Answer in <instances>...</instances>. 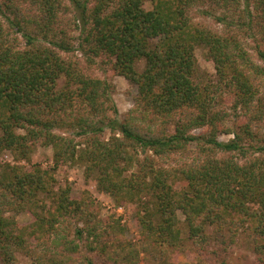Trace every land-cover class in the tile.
Wrapping results in <instances>:
<instances>
[{"label": "trees", "instance_id": "trees-1", "mask_svg": "<svg viewBox=\"0 0 264 264\" xmlns=\"http://www.w3.org/2000/svg\"><path fill=\"white\" fill-rule=\"evenodd\" d=\"M73 2L78 48L56 26L58 0H0V150L28 161L41 142L53 147L56 163L79 161L117 203L140 204L145 244L128 241L119 219H101L91 195L75 199L70 189L56 191L51 171L6 164L0 165V263L14 264L24 253L33 264H96L90 254L97 252L109 264H141L142 254L147 264H175L173 254L186 242L226 244V235L241 229L254 235L256 252L264 255V65L249 50L264 62V0ZM199 46L214 62L215 82L195 80ZM76 50L107 57L137 86L142 118L175 122V133L120 120L110 86L69 56ZM140 60L143 71L136 68ZM224 90L233 96L235 120L245 118L224 129L234 135L230 141L219 139V125L230 117L217 108ZM205 127L206 133H192ZM139 149L159 158L189 152L192 159L166 168L140 157ZM22 212L34 221L20 226L9 215ZM69 220L87 226L77 228V239L63 232ZM53 236L57 249L47 255ZM80 241L87 253L79 261Z\"/></svg>", "mask_w": 264, "mask_h": 264}, {"label": "rangeland", "instance_id": "rangeland-1", "mask_svg": "<svg viewBox=\"0 0 264 264\" xmlns=\"http://www.w3.org/2000/svg\"><path fill=\"white\" fill-rule=\"evenodd\" d=\"M58 3L61 5L59 8V23L56 26L70 35V41H72L75 47L78 48L80 42V28L77 26L74 19L76 15L74 9L75 4L73 0H58ZM145 8H151L150 2L146 1ZM196 17L197 21L204 22L216 29H220L221 27L216 24L212 18H207L201 15H197ZM249 50L255 61L264 65V62L260 61L257 57V52L252 46L249 47ZM195 55L197 59L196 82L204 85L212 81H217L218 77L215 65L208 56L207 50L204 47L199 46L196 48ZM69 56L78 61L88 74L108 83L120 120L126 122L128 119H132L147 130L152 129V131L156 133H167L168 135L175 133V122L168 123L167 120H164L162 117L156 118L155 121H151L153 117L152 115H147L148 117L142 118L141 111L137 108L135 103V99L138 95L137 86L124 76L115 72L107 57H95L89 52L83 53L80 50L70 53ZM144 67L145 60H140L136 65L138 71H143ZM224 92H222L224 93V102L217 108L218 110H224L229 113L230 117L223 121V125H219L221 129L219 139L221 141H230L234 139V135L230 132H223L224 129H234L236 123H243L245 118L238 117L235 120V111L232 108L233 96H229L225 90ZM110 115L115 116L113 111L110 112ZM208 130L209 128L205 127L203 129L193 130L192 133L199 135L206 133ZM2 135L3 132L0 128V137ZM106 135L109 136V133H106ZM146 154L157 160L158 164L166 168H178L185 161L187 162L192 159L189 152L188 154H174L169 158H159L155 156L152 151L144 152L139 149L140 157L143 158ZM6 164L11 166H26L28 169L33 165H40L43 169L51 171L56 179V191L60 189H70V195L75 199H80L86 193L91 195L99 206L101 219L104 221H108L111 217L119 219L121 224L125 227V237L128 241L135 244L138 248H141L145 244L142 228L137 221V215L141 209L140 204L133 202L117 203L112 195L98 189V183L94 177L88 178L86 176L85 166L79 161L63 160L56 163L53 147L40 142L33 149L30 160L28 161H18L10 150H0V165ZM183 186L184 183L182 181L176 182L177 188H182ZM42 197L51 203L45 194H42ZM9 215L13 216L20 226L29 225L34 221L33 216L28 212L11 213ZM180 218L182 220L184 219L182 213H180ZM86 227V224L83 222L69 220L67 223H64L63 232L66 233L69 239H77V228L86 229ZM207 232L211 235L214 233V229L209 228ZM51 239H54V236L49 239L46 251L44 252L47 255L52 254L53 251H56L55 249H57V245L53 244ZM226 239L227 243L221 244L212 238L210 243L203 246H198L192 241L186 242L184 250L174 252L173 262L175 264H264V255H260L256 252L257 243L254 235L249 230L241 229L237 232L236 236L228 234L226 235ZM32 245H35L33 240ZM86 245L87 242L82 241L80 254L74 255L75 257H79V261L81 260L80 256L83 257V255H86L87 253ZM57 252H60V250H57ZM90 256L93 260H96V264H109L102 260L97 252L91 253ZM144 257V254H142L141 264H147ZM14 264H33V262L28 255L18 253L17 260Z\"/></svg>", "mask_w": 264, "mask_h": 264}]
</instances>
